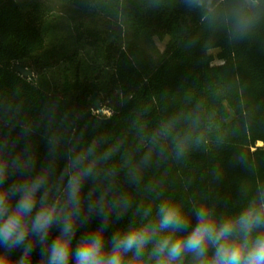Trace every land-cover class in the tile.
Segmentation results:
<instances>
[{"label":"trees","instance_id":"trees-1","mask_svg":"<svg viewBox=\"0 0 264 264\" xmlns=\"http://www.w3.org/2000/svg\"><path fill=\"white\" fill-rule=\"evenodd\" d=\"M51 1L0 0V95H16L36 121L46 108L56 111V124L42 121L31 138L37 167L48 154L47 136L60 127L66 137L107 138L119 146L120 163L139 164L152 151L141 179L151 172L159 193L127 184L123 172L120 179L153 214L163 199L182 203L186 211L205 203L219 213L238 211L246 199L242 185L264 180V21L251 37L232 41L222 29L202 24L199 10L184 0H162L156 7L151 0H65L73 7L68 15ZM153 37H167L156 62L135 42ZM15 64L33 76L22 77ZM94 91L109 115L99 116L87 103ZM167 120H175L174 135L191 136L181 158L172 152V137L160 141L163 153L153 147L152 133ZM19 132L17 127L12 134ZM241 152L249 154L255 174L240 161ZM130 216L112 223L106 236ZM189 219L194 226L195 215ZM99 223L94 216L79 228L73 247ZM58 234L54 226L48 243ZM40 259L37 245L31 264Z\"/></svg>","mask_w":264,"mask_h":264},{"label":"clouds","instance_id":"clouds-1","mask_svg":"<svg viewBox=\"0 0 264 264\" xmlns=\"http://www.w3.org/2000/svg\"><path fill=\"white\" fill-rule=\"evenodd\" d=\"M161 3L151 0L154 7ZM184 3L199 10L202 24L222 29L232 41L251 37L264 21V0ZM44 120L50 128L56 124L54 106L36 121L27 117L16 95H0V264H31L37 245L39 264H264V180L242 185L246 199L236 212L219 213L206 203L186 211L182 203L163 199L154 214L151 206H137L127 224L107 237L110 225L133 206L121 172L127 184L139 188L142 167L151 163L152 151L139 164L120 163L119 146L107 138L66 137L65 130L55 127L47 136L46 160L37 167L31 138ZM17 127L20 132L13 136ZM174 127L175 120L162 122L152 133V144L163 153L160 141L172 137V152L181 158L191 136L174 135ZM61 159L65 163L58 171ZM239 159L255 174L248 153L241 152ZM13 176L16 179L9 182ZM193 214L196 223L191 226ZM94 216L99 225L85 231L73 247L78 229ZM54 226L59 234L49 244ZM16 249L22 251L13 259Z\"/></svg>","mask_w":264,"mask_h":264},{"label":"rangeland","instance_id":"rangeland-1","mask_svg":"<svg viewBox=\"0 0 264 264\" xmlns=\"http://www.w3.org/2000/svg\"><path fill=\"white\" fill-rule=\"evenodd\" d=\"M50 3L54 5V9L57 10V12H61L64 15H68L69 13L72 12L73 7L65 0H52ZM129 40H132V38L129 37ZM166 41H167V37H163V38L153 37L151 40H146L141 38L135 42L146 51V53L148 54V56L152 61L156 62L158 55L163 51L165 47ZM216 52H217L216 50H211V53L213 55H215ZM218 62H219L218 60L216 59L214 60V63H218ZM104 111L106 115L110 114L109 110L105 109ZM139 187L142 192L144 191L152 195L159 193L158 183L156 182L155 178L151 175V172H148L147 175L142 177ZM133 197H134L133 206L132 209H130L129 211L130 214H132V212H134L136 207L139 205H142L143 207L148 206L147 202L143 198L137 196H133Z\"/></svg>","mask_w":264,"mask_h":264},{"label":"water","instance_id":"water-1","mask_svg":"<svg viewBox=\"0 0 264 264\" xmlns=\"http://www.w3.org/2000/svg\"><path fill=\"white\" fill-rule=\"evenodd\" d=\"M13 69L16 73H18L24 78H31L33 76V73L30 69L24 68L20 66L19 64H15L13 66ZM101 102H102V98L101 96H99L97 91L92 92V94L87 99V103L96 111V113L99 116H102L105 114V111L102 108Z\"/></svg>","mask_w":264,"mask_h":264}]
</instances>
